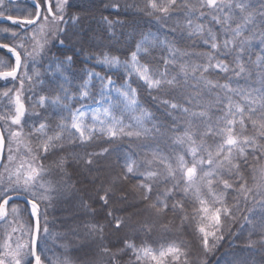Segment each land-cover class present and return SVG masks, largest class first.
<instances>
[{
  "label": "trees",
  "instance_id": "16d2710c",
  "mask_svg": "<svg viewBox=\"0 0 264 264\" xmlns=\"http://www.w3.org/2000/svg\"><path fill=\"white\" fill-rule=\"evenodd\" d=\"M39 2L44 8L45 3L42 0ZM150 2L151 0H66L62 14H58L52 1L53 13L62 15L63 20L68 19V22L64 31L57 30L54 40L47 42L40 52L37 67L42 74L45 73V67L52 61V57L71 56L74 75L80 76L83 81L84 70L93 66L86 58L110 55L129 60L142 41L154 33L160 38L154 43L145 44L143 50L146 51L139 53L140 61L147 65L150 71H164V61H171L170 52L173 50L182 55H179L174 63H170L167 69L169 78L176 76L180 82L176 87L152 89L137 75H131L130 81L137 90L142 107L151 114V119L144 121L145 127L152 129L155 125L159 129L158 134L153 132L147 137L121 135L112 138L95 132L90 140L84 141L77 135L69 139L68 133L65 132L64 138L48 154L47 159L41 158L48 173L43 179L47 178L54 184H57L55 180H59L65 184L62 192L63 195L70 196V201L62 197L55 201V208H47L43 207L41 200H36L41 211L38 255L42 264H54L55 254L60 248L54 245L49 253L46 248L47 241L44 243L42 238L43 232L45 228L66 226L58 219V216L65 213L71 217L69 222L74 226L72 231L75 236L70 238L71 245L61 251L73 259V264H155L147 258L138 261L136 248L151 246L161 249L169 245L178 247L182 254L178 259L171 255L166 257L165 264H264V196L257 195L254 198L252 193L242 194L239 191L240 185L236 183L238 177L225 168L220 173V180H228L233 187L225 189L222 182L218 183L213 178L212 191L223 195V204L213 205L211 194L207 192L198 168L194 187L199 188L201 197L207 199L214 207L228 209L227 214H221L217 237L211 239L206 249L202 233L198 230L200 205L192 189L182 191L186 187L183 182L178 188H174V181L166 177L163 167L156 163H147L152 159L151 153L154 151L167 156L169 159L165 163H172L173 167L176 155L186 156L182 146L173 144L171 138L183 133L187 118L182 112L171 109L162 101L190 107L185 100L190 99L192 93L200 94L201 104H208L214 101L216 96L224 95L223 89L213 87L208 90L191 77L185 80L180 72L181 65L206 64L209 56L214 55L216 58L211 63L223 62L230 71L223 73L209 69L203 73L207 80L213 84H228L233 89L253 92L254 96L257 90L264 91V0H224L226 5L231 6V11L224 7L222 13L203 7L204 0H176V6L171 7L167 13L153 10ZM6 3L8 9L17 4L28 7L30 5L29 9L27 8L28 16L36 12L30 1ZM155 3L158 7L166 6L167 0H155ZM237 4L244 5L243 11L236 7ZM11 12L7 10L4 15H17ZM201 12L203 16L200 15ZM224 14L231 17L228 22L231 28L234 29L237 25L244 27L241 37L233 40L231 31L216 22V19L222 20ZM63 20L57 22L58 27H61ZM189 21L201 25L203 31L195 34L193 29L187 26ZM2 27H9L23 36L19 25L7 21L0 23V28ZM1 33L2 44L16 46L24 42L12 39L2 29ZM209 33L215 35L218 42L231 40L233 43L228 49L221 48L218 52H213L205 43ZM58 40L63 41L66 46H58ZM240 41H243V51L237 46ZM33 43L28 41L25 47ZM17 50L20 51L19 48ZM0 55L13 62L14 58L8 52L0 49ZM21 55L24 62V53L21 52ZM238 64L243 65L245 69L239 76L232 71H238ZM23 73L24 68L15 80L0 79V128L4 131L8 122L9 131L21 133L18 138L23 141L21 149L24 153L17 162L18 165L27 160L26 157L30 159L35 154L38 141L34 129L45 122L49 126L59 124L62 120L60 114L63 112L62 109L43 107L30 100L31 95L34 98L42 95L55 98L58 88L55 91L53 88L57 86L56 82L48 76L30 77L32 74L29 72L27 77L30 79L24 80ZM200 75L198 71L196 76ZM123 77L125 76L121 72L118 78L123 80ZM42 80L45 81L41 82ZM23 83L24 88L21 89ZM4 93H8V96L5 97ZM17 95L27 106V113L21 118L22 127L10 123L15 115ZM232 99L240 102L242 97L233 95ZM192 110H207L208 122L212 124L223 116L218 104H213L210 109L193 107ZM261 115L264 113L257 112L253 119L259 121ZM192 124L194 131H203L202 119H194ZM245 126L244 135L253 136L258 133V130L252 128L250 121L246 120ZM128 131L140 129L132 126L125 129V132ZM5 138L8 146L9 137L5 135ZM194 138L199 142L198 136ZM203 139L207 151L210 152L214 151L219 143V138L211 135ZM257 144L264 145V140H260L258 135ZM29 149L32 151L29 152ZM253 152V148H246L244 155L247 157V163L243 162V157H239L234 163L239 164L245 186L259 192L262 190L259 186L264 184L260 175V170L264 169V156L256 153L254 158ZM128 164H132L134 168L131 174L126 172ZM208 170L204 168V171ZM256 170L257 173L253 175ZM2 171L3 168L0 174ZM147 171L157 172L160 179H146ZM176 180L179 181L180 177L177 176ZM41 181L42 178L40 183ZM142 184H151L152 191L146 192L140 187ZM167 190L171 191L165 195ZM145 196L148 199H145ZM59 200L63 205L58 207ZM158 200L164 201L168 207L163 208L157 203ZM70 202H73L71 207L68 206ZM174 204L182 207L174 209ZM152 205L156 207L153 208ZM13 206L19 211L15 216L11 214ZM7 208L9 215L5 221L10 223H0V259H4V264H14L11 253H16L14 249L19 238L21 243L24 241L26 231L34 222V218L30 214V206L23 201H12ZM52 210L55 211L54 218L50 219ZM117 220L120 221L119 227ZM11 222L15 223V227L19 225L16 232L11 233ZM9 241L12 246L8 244ZM129 244L134 245L135 249L128 248ZM29 249L30 244L28 248L24 247V253H16L15 259H19L20 264L34 263L33 257L28 254Z\"/></svg>",
  "mask_w": 264,
  "mask_h": 264
},
{
  "label": "snow or ice",
  "instance_id": "6c2138e0",
  "mask_svg": "<svg viewBox=\"0 0 264 264\" xmlns=\"http://www.w3.org/2000/svg\"><path fill=\"white\" fill-rule=\"evenodd\" d=\"M36 12L34 13L32 18L18 19L13 18L12 16H7L6 19L11 21L13 24L19 25L22 28L24 33L28 32L30 27L36 28V31L31 35H23L21 36L19 33L10 32L9 29H4L3 31L10 35V37L14 40H22L23 43H19L16 46L10 47L8 44H0V49L6 50L9 54H11L14 58V65L8 64L5 61H0V69L8 68L9 70L4 71L0 70V78L7 79L9 77L16 78L17 72L22 68H25L26 65L22 63L21 52L24 53V59L31 58L37 49L43 50L44 44H40L36 41L37 33H44L46 30V25L51 22L52 24L57 23L58 21L63 20L62 15H57L52 11V3L51 0H45L43 11H41V5L36 3L33 0ZM4 0H0V17L4 16ZM176 6V0H167L166 6H159L155 3V0H151L150 7L153 10H159L162 13H167L171 7ZM203 7L209 8L214 12H223L224 7H228L229 11H231V6L226 5L224 0H204ZM57 7L60 11H63V5L58 4ZM237 8L241 11L244 9L243 4H237ZM47 13L45 15L44 13ZM203 16V12L200 13ZM231 17L227 14L223 15V19H216V22L222 24V26L227 27L233 36V40L237 37H241L244 32V27L242 25H237L234 29L230 27L229 21ZM37 21H43L37 28ZM189 28L193 29L195 34H199L203 31L202 26L199 24H193L189 21ZM42 39L45 40L46 36H42ZM28 41L34 42L32 46V51H28V48L25 47V43ZM208 47H210L213 52H218L221 48L228 49L229 46L233 43L231 40H223L222 42H218L215 35L209 33L208 40L205 41ZM243 41H240L237 46L240 47V50L243 51L242 48ZM17 48L20 51H17ZM142 50L138 46V51ZM143 51H146L144 49ZM182 55L177 50H173L170 52L171 61L165 60V70L164 71H150L147 65L141 64L136 56V53L132 54L130 67H128V71L130 74L137 75L140 79H142L145 84L152 89H162L164 87H176L179 85V81L176 76H171L169 78V73L167 71L170 63H174L176 58ZM216 57L209 56L208 62L206 64L201 65H181L180 72L183 75V78L187 80L189 77L193 80H197L198 83H202L208 90H211L213 87L223 89L224 95L216 96L214 101L209 102L208 104H201V96L199 93H192L190 99H186L185 103L189 104L190 107H182L181 105L171 103L170 101H162L166 106L170 107L173 110H178L184 114L187 118V126L185 127L183 133L181 135H177L172 137L173 144L183 146L185 153L190 157V160H185L183 155H176L174 158L175 167H173L172 163H165L169 158L167 156L160 155L158 152L154 151L151 153L152 159L147 161L148 164L156 163L158 166L163 167L164 174L167 178L174 181L173 187L178 188L180 183L183 182L186 187L182 189V191L187 192L189 188L192 189V193L198 201L200 208L199 213H203L201 217L202 223L199 227V232L202 233L203 245L207 249L209 236L213 238L216 237L215 232H209L203 224V221L210 222L208 227L210 228H218L221 222V214L222 212L227 214L228 209L222 207H212L209 208L208 201L203 199L200 194L199 188L194 187L195 180L194 178L197 175V169L199 168L202 176L201 180L205 183L207 192L210 193V199L213 205L223 204V195H217L212 191L213 178L217 180L218 183L222 182L223 187L225 189H231L233 185L229 183L228 180H220V173L223 169H227L230 173L238 177L236 183L240 185L239 191L244 193H252L253 197L260 195L264 196V184H261L259 187L262 189L259 192H255L253 189L247 188L245 186L246 182L244 177L240 175L239 164L234 163L239 157H243V162L247 163V157L244 155L246 148L251 147L254 149L253 157L256 158V153H260L261 156H264V145L257 144V135L260 140H264V115H261L260 120L257 121L253 119L257 112L264 113V91L257 90V94L254 96L253 92H245L238 89L231 88L228 84H213L212 81L207 80L203 73L208 72L209 69L219 70L223 73H228L230 71L227 64L223 62H217L216 64H212L211 61ZM104 63L106 64H118L119 61L117 58H108L105 57ZM238 71L233 69L235 75L239 76L240 73L245 72L243 65H237ZM200 72L201 75L199 77L196 76L197 72ZM95 75L98 79H100L102 83L101 88V97L105 96V91L112 84L110 78L100 77L99 74H89V81L91 77ZM30 79V77H26ZM105 80L107 81L105 83ZM86 81L84 85H82V91L80 92L81 97H88V83ZM116 95L119 97L120 102L123 103L124 108L130 112H135L139 105L137 103L135 90L128 88V91H123L121 89L114 90ZM5 97L8 96V93L3 94ZM233 95H239L242 97L240 102H236L232 99ZM67 93H65V99H68ZM45 102V97H41L37 103L43 105ZM49 103L60 105L61 98L56 97L53 100H50ZM107 103V107L96 108L90 111H86L83 107L78 108L75 111L70 109V123H60L56 126L58 131H54L53 135H48V125L45 123H41L38 128L34 129L35 138L38 141L35 147V154L31 156L30 160L27 162L20 163L14 170H9L7 167L8 164L14 163L16 161V157L12 155V148H8V154L5 157L4 149H5V135L9 137V145L13 141H17L18 137H20V132H12L5 129L4 131H0V168H3L5 173H7L6 177H0V220H5L8 213V204L10 200L22 199L25 204L30 206V214L35 216L37 214L38 205L36 200L39 199L41 201H47L49 199V194L52 191L51 186H45L40 183V180L43 176L47 175V170L45 169L43 163L41 162V158L47 159L48 154L57 147L60 140H62L63 133H68V138L71 139L73 135L79 136L81 140H90L92 138V133L98 130L101 133H106L109 137L115 138L121 135H127L129 137L136 136L147 137L151 136L153 132L159 133V129L153 126L152 129L144 127V121L151 119V114L146 110L140 112L139 115L135 117L136 127L140 129V131H128L125 132V127H131L123 124L122 119H118L116 116L112 114L110 109L115 108L116 105L111 102V100L105 101ZM15 115L11 118L10 123L17 127H22L21 118L25 115V107L23 103L20 101L19 95L16 96L15 101ZM213 104L220 105V110L223 112V116L219 117L215 124L208 122V111H193V107H200L202 109H210ZM91 116L92 125L86 124L84 121L87 117ZM103 116V119H101ZM194 119H202L203 120V131H194L192 121ZM248 120L251 122V126L254 130H258L257 134L253 136L244 135L245 131V121ZM99 124V129H94L93 125ZM211 135L213 137L219 138V143L216 144L214 151H207V145L204 142L203 137ZM198 136L199 142L194 137ZM32 149H29L31 152ZM6 161V162H5ZM62 164V161L60 162ZM189 163L191 166H189ZM204 168H208V171H204ZM134 168L132 164H128L126 166V172L131 174L133 173ZM261 179L264 180V169L260 170ZM179 176L180 180L177 181L176 177ZM126 178V177H125ZM146 179L152 180L160 179V175L155 171H147ZM140 187L144 188L146 192L152 191L151 184H142ZM171 190H167L165 195ZM10 193L14 195H10ZM31 198V199H30ZM145 199H148L145 196ZM158 204L162 205L163 208H167L168 205L161 200L157 201ZM151 207L155 208L156 205H152ZM174 209L177 207H182L179 204H174L172 206ZM18 212V208L13 206L11 209V214L15 216ZM120 221L117 220V227H119ZM35 231L39 232V223L38 220L36 222ZM47 232V228L44 229ZM24 245L19 244L17 242V251L22 249ZM128 248L135 249L134 245H127ZM30 255L34 256L35 264H42L41 257L39 255H35V240L33 239L31 242V247L29 249ZM182 253L180 249L175 245H169L167 248H161L156 251L152 250L150 247H143L137 251H135V255L137 256V260H141L143 258H150L152 261H155V264H165V257L172 256L173 258L178 259ZM11 256L14 260V264H20L19 259H15L16 253H11ZM0 264H4V259H0ZM11 264V262H10Z\"/></svg>",
  "mask_w": 264,
  "mask_h": 264
},
{
  "label": "rangeland",
  "instance_id": "374dc122",
  "mask_svg": "<svg viewBox=\"0 0 264 264\" xmlns=\"http://www.w3.org/2000/svg\"><path fill=\"white\" fill-rule=\"evenodd\" d=\"M42 1H43V3H45V0H42ZM52 1L55 3L56 12L58 14H62L60 9L57 7V5L62 3L63 8H64V2L66 0H51V3H52ZM38 2H39V0H38ZM7 4L8 3H6V0H4V5H3V8L5 10L4 13H6L7 10H10L13 13L17 14V15H15L13 17H17V18L21 17V19L32 18L33 17V15L32 16H28L29 14H28L27 8L29 9L30 5L28 7V6H23L22 4H17L13 8H9L8 9V5ZM52 11H53V9H52ZM18 14H20V15L18 16ZM46 15H47V13H46ZM4 16H10V15H4ZM67 22H68V19H64L61 27H58L57 23L52 24L51 22H49V24L46 25V30H45L44 33H37L36 41H38L40 44H44V46H45V44L47 42L54 40V38H55V36L57 34L56 33L57 30L58 31H64L65 25H66ZM41 23H43V21H38L36 27L38 28ZM1 29L2 30L9 29L10 32L12 31V29L9 28V27L8 28L7 27H2V28H0V36H2L1 35L2 34L1 33ZM35 31H36V28L30 27L27 33L22 32L21 34H23V35H31ZM42 36H46V43H45V40L42 39ZM158 37H159V35L157 33L148 35L142 41V43L139 46V48L143 50V47H144L145 44L154 43L156 40H158L160 38V37L159 38ZM57 45L58 46H62V47L66 46V44L63 41H61V40L57 43ZM26 48H28V51H32V46L31 45L26 47ZM142 50H139V51L137 50L135 52L136 56H137V59H138V61L141 64H142V62L139 59V53ZM41 51L42 50L37 49L36 52L34 53V55L31 58H28V59L24 60L23 64H25L26 67L24 68V73L22 74V79H24V80L26 79V77L28 75V72L30 74H32L30 77H34V78L42 77V76H48L49 79L53 80L57 84V86H54L53 91H55L56 88H58L55 98L56 97H60L61 98V104L60 105H55V104L49 103L50 100H53L55 98H50L47 95H42V96H40L38 98H34L31 95L30 96V100L33 103H37V101L41 97H45L44 104L43 105L40 104V105L43 106V107L52 106L53 108L55 107L56 110L57 109L58 110L62 109L63 112H62V114H60L62 116V120L60 121V123L67 124V123H70V115H71L70 109L72 111H75L76 109L83 107L86 111H90V110L96 109V108L107 107L108 105H107V103H105V101L111 100V102L116 105L115 108L110 109L112 111V114L114 116H116L118 119H122L124 125H128V126H131V127L132 126L133 127L136 126L135 117L137 115H139L140 112L145 110V109L142 107V105H141V103L139 101L136 88L132 85V83L130 81L131 75H135V74H130L129 71H128V67L125 66L127 64L130 67L132 55H131L129 60H121L118 57L110 56V55L90 56V57L86 58V60L88 62H90L91 64H93V66L84 70L83 76L85 77V79L83 81H81L80 80V76L74 75V72H73L74 70L72 69L73 58L71 56H64L62 58H59L58 56L52 57V61L50 63H48L46 65V67H45V73H43V74L40 73L41 71L37 67V65H38V61L37 60H38V57H40L39 54H40ZM105 57H108V58L115 57V58L118 59L119 63L118 64H106V63L103 62ZM0 61H5L8 64L14 65V59H13V62H10L9 59H7V58H5L4 56H1V55H0ZM0 70L7 71L9 69L8 68H2ZM116 72L118 74H116ZM121 72L125 76V77H123L124 78L123 80L118 78V76L121 75ZM90 73L99 74L100 77H105V78H110L111 79L112 84L110 86H108V88L106 89L105 96L103 98L101 97L102 83H101L100 79H98L97 76L93 75L91 77V80L89 81V74ZM11 79L15 80L13 78H11ZM43 81H45V80H42L41 82H43ZM86 81H89V83H88L89 96L88 97H81L80 96V92L83 90L81 86L84 85ZM106 82L107 81L105 80V83ZM129 87L131 89L135 90L137 103L139 105V108L135 112H130V111L126 110L124 108L123 103L120 102L119 97L116 95V93L114 91L115 89H121L123 91H128ZM23 88H24V83L21 86V89H23ZM65 93H67V96L69 97L68 99H65ZM20 101L24 102L23 99H21ZM37 104H39V103H37ZM26 113H27V106H26ZM101 119H103V116H101ZM84 122L86 124L92 125L91 116L87 117ZM45 124H47V123L45 122ZM8 125H9L8 122H6L5 126L7 127L6 129L9 131ZM57 125H54V126H49L48 125L49 126L48 130H47L48 131V135H53L54 131H58V129L56 128ZM145 125L146 124L144 122V127H145ZM93 127H94V129H99L100 125L96 124V125H93ZM131 127H125V129L131 128ZM36 128H38V127H36ZM95 132H99V131L96 130L92 134H94ZM104 134H106V133H104ZM77 136H78V134H77ZM84 141H86V140H84ZM22 143H23V141L20 138H18L17 141H13L9 145V138H8V146H7V151L6 152L8 154V148L11 147L12 150H13L12 151V155L17 158L14 163H11V164L7 165L9 170H14L15 167L18 166L17 162L19 161L20 157L24 153L23 149H21V147L23 145ZM182 151L185 153L183 146H182ZM185 155H186V156H184L185 160H190V157H188L186 153H185ZM25 159H27V160H23V162H27V161L30 160V159H28V157H26ZM189 166H191V165H189ZM257 171L258 170H256L253 173V175L255 173H257ZM6 176H7V173H5V171L3 169L2 173L0 174V177H6ZM51 180H53V179L51 178ZM55 181L57 182V184H54L53 182L47 180V178H46V180H44L43 177H42L41 183L44 184L46 187L50 185L51 188H52V191L49 194V199L47 201H42L43 207L55 208V205H56L55 201L57 199L62 198V197H64V199L66 201H70V196L68 194L67 195H63V192H62L63 187L65 186V184H63L59 180H55ZM205 200H207V199H205ZM1 202L2 201H0V203ZM57 205H58V207L62 206L63 205L62 201L59 200ZM68 206L69 207L73 206V202H70ZM207 206L209 208L214 207L209 201H208V205ZM18 213H19V211L17 212V214ZM54 213H55V211L52 210L50 219L54 218ZM202 216H203V213H200V217H202ZM10 219H11V217H10ZM58 219L61 222H63V224H65L66 226L63 227V225H62V226H59L57 228L47 229V232H45V231L43 232V237L42 238H43L44 243H46V241H47L46 248L48 249V252L53 250L54 245H56L57 248H60V250H58L56 252V254H55L54 264H73V259L72 258L70 259L68 257L69 255L66 254V252H64V251H61V249L64 250L65 248H67V247H69L71 245L72 239H70V238L75 236L73 231H72L74 226L69 222V219L71 221V217H69L65 213H63L61 216H58ZM6 220H8V219L6 218ZM5 222L10 223V221H5ZM201 223H202V220L200 218V226H201ZM209 223L210 222H208V221H203V224L206 227V229L209 232H215L216 233V237H217V228L208 227ZM33 224H34V222L29 227V229H27L26 235L24 237V241L21 243V238H19L17 240V242H19V244L24 245V247H26V248H28L29 244H30V247H31L32 234H33ZM10 225H11V227H10L11 228V233L16 232V230L19 229V225L17 227H15V223L11 222ZM211 239L213 240V237L209 236L208 245H210ZM8 244L11 245L10 241H9ZM24 247L22 249H20L19 251H17V243H16L14 250H15L16 253H19V252L20 253H24L23 252L24 251ZM147 247H150L154 251L158 250V249H155V248H153L151 246H147ZM141 248H143V247L136 248L135 251H137V250H139ZM49 253H51V252H49ZM66 255H68V256H66ZM29 256L33 257L30 254H29ZM147 259L150 260L151 262H155V261H152L150 258H147Z\"/></svg>",
  "mask_w": 264,
  "mask_h": 264
},
{
  "label": "water",
  "instance_id": "95a60500",
  "mask_svg": "<svg viewBox=\"0 0 264 264\" xmlns=\"http://www.w3.org/2000/svg\"><path fill=\"white\" fill-rule=\"evenodd\" d=\"M8 1H20V0H8ZM25 1H31L33 4H34V2H33V0H25ZM35 2L36 3H39L38 2V0H35ZM40 4V3H39ZM41 5V4H40ZM41 11H43L42 10V6H41ZM6 17L7 16H2V17H0V22H5V21H8L7 19H6ZM13 17V16H12ZM13 18H17V17H13ZM18 19H21V18H18ZM22 20V19H21ZM11 22V21H10ZM38 22V21H37ZM0 44H2V43H0ZM10 47H13V46H11V45H9ZM1 50H4V49H1ZM4 51H6V50H4ZM18 51V50H17ZM7 52V51H6ZM11 55V54H10ZM22 56V55H21ZM22 63H23V57H22ZM21 70H19L18 72H17V76L19 75V72H20ZM9 78H11V77H9ZM17 78V77H16ZM16 78H13V79H16ZM1 79V78H0ZM22 102V101H21ZM23 103V105H24V107H25V110H26V104L24 103V102H22ZM25 114H26V111H25ZM0 131H2V129L0 128ZM6 148H7V144H6V138H5V149H4V155H6ZM0 170H1V168H0ZM10 195H14V194H10ZM31 199V198H30ZM17 200H20V201H23L24 202V200H22V199H17ZM13 200H10L9 201V203L10 202H12ZM15 201V200H14ZM2 203V202H1ZM37 203V202H36ZM9 205V204H8ZM37 205H38V209H37V214L35 215V216H33V218H34V224H33V234H32V240L34 239L35 240V255H38V241H39V236H40V225H41V223H40V215H41V211H40V206H39V204L37 203ZM37 220H38V223H39V232H36L35 231V226H36V222H37ZM3 221H5V220H0V223H2ZM33 256V255H32ZM33 259H34V256H33ZM34 264H35V260H34Z\"/></svg>",
  "mask_w": 264,
  "mask_h": 264
},
{
  "label": "flooded vegetation",
  "instance_id": "af4514ba",
  "mask_svg": "<svg viewBox=\"0 0 264 264\" xmlns=\"http://www.w3.org/2000/svg\"><path fill=\"white\" fill-rule=\"evenodd\" d=\"M8 2V1H7ZM41 6H42V10H43V5L41 4ZM5 22H7V21H5ZM10 22V21H9ZM0 23H2V22H0Z\"/></svg>",
  "mask_w": 264,
  "mask_h": 264
}]
</instances>
